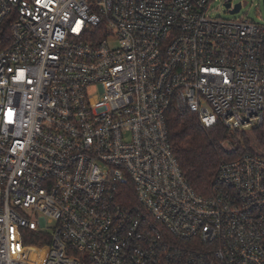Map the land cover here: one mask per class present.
Returning <instances> with one entry per match:
<instances>
[{
    "label": "built area",
    "instance_id": "built-area-1",
    "mask_svg": "<svg viewBox=\"0 0 264 264\" xmlns=\"http://www.w3.org/2000/svg\"><path fill=\"white\" fill-rule=\"evenodd\" d=\"M213 1L0 0V264H264V150L202 196L169 139L264 125V23Z\"/></svg>",
    "mask_w": 264,
    "mask_h": 264
},
{
    "label": "trees",
    "instance_id": "trees-1",
    "mask_svg": "<svg viewBox=\"0 0 264 264\" xmlns=\"http://www.w3.org/2000/svg\"><path fill=\"white\" fill-rule=\"evenodd\" d=\"M9 42V25L5 24L0 26V49ZM167 124L169 139L183 174L193 190L202 196L210 194L213 178L221 162L232 161L246 154L257 155L263 151L255 149L253 142L258 140L264 147L263 127L236 134H231L222 125L206 129L195 114L180 113L174 109L168 115ZM225 142L235 147L232 154L223 148ZM23 234L24 245L43 246L49 241L48 235L40 239L27 230Z\"/></svg>",
    "mask_w": 264,
    "mask_h": 264
},
{
    "label": "rangeland",
    "instance_id": "rangeland-1",
    "mask_svg": "<svg viewBox=\"0 0 264 264\" xmlns=\"http://www.w3.org/2000/svg\"><path fill=\"white\" fill-rule=\"evenodd\" d=\"M233 3L234 5L243 4V9L240 13L232 15L226 8L224 0H215L211 5V14L214 17L222 19L239 20L249 18L257 23H264V0H233ZM262 127L264 130V126ZM253 142L255 143V149L264 150V147L258 140Z\"/></svg>",
    "mask_w": 264,
    "mask_h": 264
},
{
    "label": "water",
    "instance_id": "water-1",
    "mask_svg": "<svg viewBox=\"0 0 264 264\" xmlns=\"http://www.w3.org/2000/svg\"><path fill=\"white\" fill-rule=\"evenodd\" d=\"M227 7L229 8L230 5H227ZM240 8H241V5L238 4L237 7H236V9H235V11H233V13H237V12H239Z\"/></svg>",
    "mask_w": 264,
    "mask_h": 264
}]
</instances>
